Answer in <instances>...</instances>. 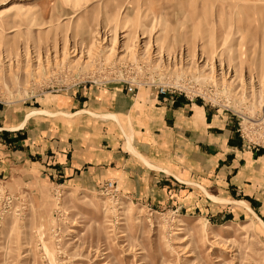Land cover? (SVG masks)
<instances>
[{
    "label": "rangeland",
    "instance_id": "1",
    "mask_svg": "<svg viewBox=\"0 0 264 264\" xmlns=\"http://www.w3.org/2000/svg\"><path fill=\"white\" fill-rule=\"evenodd\" d=\"M111 84L166 86L264 155V0H0L1 120ZM21 144L0 145V264H264V195L213 188L188 212L67 182Z\"/></svg>",
    "mask_w": 264,
    "mask_h": 264
},
{
    "label": "crops",
    "instance_id": "2",
    "mask_svg": "<svg viewBox=\"0 0 264 264\" xmlns=\"http://www.w3.org/2000/svg\"><path fill=\"white\" fill-rule=\"evenodd\" d=\"M35 111L0 119L1 148L25 142L15 155L37 157L67 182L111 181L132 198L173 199L188 212L213 188L222 198L230 187L250 199L264 195V155L242 152L228 117L186 96L111 84L60 95L27 118Z\"/></svg>",
    "mask_w": 264,
    "mask_h": 264
},
{
    "label": "built area",
    "instance_id": "3",
    "mask_svg": "<svg viewBox=\"0 0 264 264\" xmlns=\"http://www.w3.org/2000/svg\"><path fill=\"white\" fill-rule=\"evenodd\" d=\"M155 88L157 89L156 91L159 95H167L169 93V90L166 86L160 85V86H156ZM128 90L129 92L134 93L135 88L133 86H129ZM105 190L108 193L117 191L115 183L111 181L107 182L105 185Z\"/></svg>",
    "mask_w": 264,
    "mask_h": 264
}]
</instances>
